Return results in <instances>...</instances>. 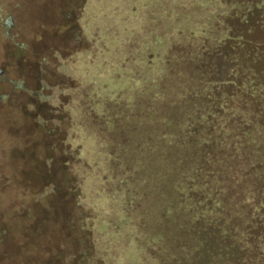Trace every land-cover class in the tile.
<instances>
[{"label": "trees", "instance_id": "obj_1", "mask_svg": "<svg viewBox=\"0 0 264 264\" xmlns=\"http://www.w3.org/2000/svg\"><path fill=\"white\" fill-rule=\"evenodd\" d=\"M88 1L78 25L104 53L99 19L124 16L125 0H91L104 13L95 17ZM218 1L234 6L221 42H173L167 54L156 46L154 113L140 110L148 98L137 93L127 103L117 89L96 115L84 80L64 104L74 132L79 120L85 133L74 139L77 152L95 170L86 179L74 165L70 177L88 212L91 262L126 264L133 252L142 264H264V12L261 0ZM84 65L87 75L92 63ZM97 120L104 126L95 128ZM96 142L109 155L105 170L87 151Z\"/></svg>", "mask_w": 264, "mask_h": 264}, {"label": "rangeland", "instance_id": "obj_2", "mask_svg": "<svg viewBox=\"0 0 264 264\" xmlns=\"http://www.w3.org/2000/svg\"><path fill=\"white\" fill-rule=\"evenodd\" d=\"M85 3L0 0V264H102L90 261V232L82 222L88 212L77 203L79 189L70 180L74 165L87 170L80 171L86 179L95 170L83 161L90 156L77 152L83 146L74 139L85 133L79 120V135L74 132V115L64 104L84 80L91 84L88 106L96 115L117 89L127 92V103L137 93L148 98L140 110L154 113L156 46L167 54L172 52L165 46L173 42L206 39L216 45L234 8L218 0H125L124 16L99 19L106 27L97 38L109 46L103 53L85 37L89 27L78 25ZM258 5L264 12V0ZM85 9L91 17L104 14L91 0ZM87 62L92 68L86 75ZM97 125L104 126L103 120ZM89 150L105 170L109 155L97 142ZM83 187L85 179L81 192ZM126 255V264H142L140 255Z\"/></svg>", "mask_w": 264, "mask_h": 264}]
</instances>
